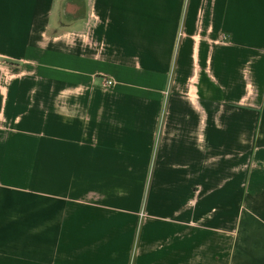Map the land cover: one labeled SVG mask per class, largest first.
Listing matches in <instances>:
<instances>
[{"label":"crops","instance_id":"1","mask_svg":"<svg viewBox=\"0 0 264 264\" xmlns=\"http://www.w3.org/2000/svg\"><path fill=\"white\" fill-rule=\"evenodd\" d=\"M0 59V264H264V0H0Z\"/></svg>","mask_w":264,"mask_h":264},{"label":"built area","instance_id":"2","mask_svg":"<svg viewBox=\"0 0 264 264\" xmlns=\"http://www.w3.org/2000/svg\"><path fill=\"white\" fill-rule=\"evenodd\" d=\"M6 66H7V62H6V60H4V59H0V69L1 70H4L5 68H6ZM106 82V84H112V80H106L105 81Z\"/></svg>","mask_w":264,"mask_h":264}]
</instances>
